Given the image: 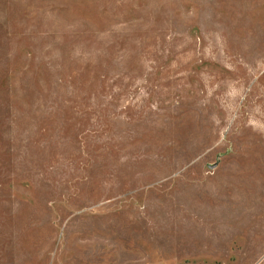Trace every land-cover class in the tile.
<instances>
[{
  "label": "rangeland",
  "instance_id": "374dc122",
  "mask_svg": "<svg viewBox=\"0 0 264 264\" xmlns=\"http://www.w3.org/2000/svg\"><path fill=\"white\" fill-rule=\"evenodd\" d=\"M264 264V0H0V264Z\"/></svg>",
  "mask_w": 264,
  "mask_h": 264
},
{
  "label": "built area",
  "instance_id": "2783aa9c",
  "mask_svg": "<svg viewBox=\"0 0 264 264\" xmlns=\"http://www.w3.org/2000/svg\"><path fill=\"white\" fill-rule=\"evenodd\" d=\"M139 264H149L147 261L145 262H141V263H139ZM157 264H163V263H161V262H158Z\"/></svg>",
  "mask_w": 264,
  "mask_h": 264
}]
</instances>
